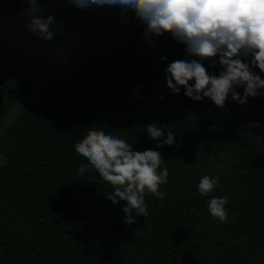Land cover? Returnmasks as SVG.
Returning a JSON list of instances; mask_svg holds the SVG:
<instances>
[{
  "label": "trees",
  "instance_id": "1",
  "mask_svg": "<svg viewBox=\"0 0 264 264\" xmlns=\"http://www.w3.org/2000/svg\"><path fill=\"white\" fill-rule=\"evenodd\" d=\"M26 7L27 0H0V18ZM144 27L113 55L55 83L5 132L0 264H264V97L241 105L229 93L218 108L207 98L191 100L183 88L173 95L167 65L198 58L186 56L168 33L149 43ZM213 59L215 67L201 62L218 76ZM28 88L0 98V121ZM149 124L164 126L165 138L173 131L175 143L157 149ZM90 130L132 143L133 151L161 154L157 172L169 173L160 186L164 198L146 192L148 215L134 224L123 222L126 202L107 199V182L92 169L78 171L88 162L74 145ZM204 175L220 179L201 197ZM213 196L228 201L223 223L209 212Z\"/></svg>",
  "mask_w": 264,
  "mask_h": 264
},
{
  "label": "clouds",
  "instance_id": "2",
  "mask_svg": "<svg viewBox=\"0 0 264 264\" xmlns=\"http://www.w3.org/2000/svg\"><path fill=\"white\" fill-rule=\"evenodd\" d=\"M80 9L114 6L119 8L122 21L134 17L142 22L144 35L151 43L153 37L168 33L185 46V55L198 59L176 60L165 69L166 87L173 95L183 88L184 95L193 101L209 99L223 108L231 93V99L241 105L249 97H264V79L252 68L264 73V0H69ZM28 8L21 13L26 30L45 42L57 35H64V27L52 15L44 16L40 0H27ZM218 58L222 69L219 75L210 74L201 61ZM250 58V62L248 61ZM162 59H166L162 57ZM67 63V61H64ZM190 81H194L190 84ZM242 88L243 95L236 89ZM163 99V97H160ZM164 126L149 124L146 132L156 148L171 147L175 143L174 132L169 130L165 138ZM75 152L87 160L78 169L81 176L94 170L107 182L112 191L105 195L113 205L120 201L123 222L136 223L137 217L148 215L145 193L164 198L160 186L168 183V169L158 150L133 151L132 143L106 135L102 130H90L74 145ZM219 176L204 175L198 184L201 197L207 196L218 186ZM225 197L213 196L208 209L211 216L221 223L227 220ZM134 213V215H133Z\"/></svg>",
  "mask_w": 264,
  "mask_h": 264
},
{
  "label": "water",
  "instance_id": "3",
  "mask_svg": "<svg viewBox=\"0 0 264 264\" xmlns=\"http://www.w3.org/2000/svg\"><path fill=\"white\" fill-rule=\"evenodd\" d=\"M40 6L46 16H54L63 25L64 35L45 42L24 31L21 13L28 7L0 18V98L29 87L0 121V142L13 122L55 83L72 79L113 55L143 25L131 16L122 21L114 6L80 9L69 0H49Z\"/></svg>",
  "mask_w": 264,
  "mask_h": 264
},
{
  "label": "rangeland",
  "instance_id": "4",
  "mask_svg": "<svg viewBox=\"0 0 264 264\" xmlns=\"http://www.w3.org/2000/svg\"><path fill=\"white\" fill-rule=\"evenodd\" d=\"M251 134H252V139H251V142H255V133H254V131H251Z\"/></svg>",
  "mask_w": 264,
  "mask_h": 264
},
{
  "label": "bare ground",
  "instance_id": "5",
  "mask_svg": "<svg viewBox=\"0 0 264 264\" xmlns=\"http://www.w3.org/2000/svg\"><path fill=\"white\" fill-rule=\"evenodd\" d=\"M43 15L46 16V12L43 10ZM24 31H27L25 26L23 27Z\"/></svg>",
  "mask_w": 264,
  "mask_h": 264
}]
</instances>
